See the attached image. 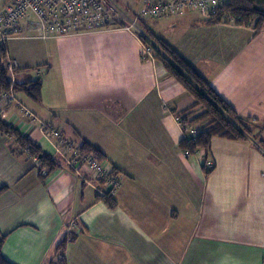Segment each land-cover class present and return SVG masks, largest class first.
<instances>
[{
    "label": "crops",
    "instance_id": "obj_1",
    "mask_svg": "<svg viewBox=\"0 0 264 264\" xmlns=\"http://www.w3.org/2000/svg\"><path fill=\"white\" fill-rule=\"evenodd\" d=\"M135 1L120 26L6 42L7 61L17 63L11 80H40L42 99L16 89L0 118L62 166L43 178L38 160L0 134L1 253L11 264H50L74 232L68 264H264V148L215 137L208 154L187 155L178 115L204 109L140 38L151 29L240 116L264 122V30L209 23L197 11L129 29ZM254 3L264 10V0ZM41 122L112 163L122 177L115 208L95 199L105 183L73 171Z\"/></svg>",
    "mask_w": 264,
    "mask_h": 264
},
{
    "label": "trees",
    "instance_id": "obj_2",
    "mask_svg": "<svg viewBox=\"0 0 264 264\" xmlns=\"http://www.w3.org/2000/svg\"><path fill=\"white\" fill-rule=\"evenodd\" d=\"M254 1L255 0H229L218 9L216 14L207 18V21L209 23L231 21L238 25H252L256 29V32L260 33L264 30V10L256 6ZM143 21L141 20V23ZM123 23L124 22H119L113 26H120ZM140 38L145 45L148 44V40H151L150 44L153 46L154 58L160 61L167 72L174 77L187 92L196 98L195 107L201 105L204 109L201 114L190 119H188V115L191 116L190 114L178 115L181 117L183 130L185 132V137L180 141L179 146L187 155H193L199 150L208 154L215 137L240 141H245L248 138L254 139L253 129L258 127L256 124H264V122H258L240 116L219 96L210 82L201 75L191 62L181 56L173 46L158 37L151 29L145 27V31L140 34ZM7 52L6 43L0 42V92L8 90L13 83L6 68V64L9 61H7ZM20 88L25 90L35 101H41L42 83L40 80L29 81L21 85L14 82V90ZM186 112L187 110L184 113ZM0 134L15 140L19 144L21 150L26 151L29 156L38 160L39 173L43 178H46L54 170L62 166L57 158L44 152L39 145L21 135L17 129L7 125L1 118ZM80 145L82 151L93 153L99 159H104L101 151L88 142H81ZM16 152L17 151L13 149V153L16 154ZM209 170L211 169H207V172H209ZM95 199L104 201L112 209L117 205V201L113 195L98 194ZM5 238L6 235L0 232V264H11L1 253ZM76 238L77 234L74 232L66 235L59 242L56 254L52 258L50 264H68L65 257L66 246Z\"/></svg>",
    "mask_w": 264,
    "mask_h": 264
},
{
    "label": "built area",
    "instance_id": "obj_3",
    "mask_svg": "<svg viewBox=\"0 0 264 264\" xmlns=\"http://www.w3.org/2000/svg\"><path fill=\"white\" fill-rule=\"evenodd\" d=\"M140 8L128 20V28L141 20L182 16L197 11L210 18L229 0H138ZM127 21V17L113 0H9L0 10V42L31 34L39 38L63 36L82 31H92ZM146 55L154 57L151 44L145 46ZM17 63L8 61L6 68L14 78ZM40 73V71H39ZM14 81L8 90L0 92V114L3 105L14 101ZM45 134L55 140L60 158L82 178L88 174L105 183L101 194L114 195L122 184L121 175L106 159L84 152L79 142L65 137L55 125L41 122ZM206 169L214 164L206 160ZM86 178V177H85Z\"/></svg>",
    "mask_w": 264,
    "mask_h": 264
},
{
    "label": "rangeland",
    "instance_id": "obj_4",
    "mask_svg": "<svg viewBox=\"0 0 264 264\" xmlns=\"http://www.w3.org/2000/svg\"><path fill=\"white\" fill-rule=\"evenodd\" d=\"M8 1L9 0H0V10L4 7V6H6L7 5V3H8ZM123 1H124V3H123ZM123 1H120V0H113V2L119 7V9L123 12V11H126L125 9H126V5L127 4H129V5H131V4H135V3H137L135 0H123ZM129 8V7H128ZM137 25L138 26H140V24L139 23H137ZM142 27V26H141ZM144 31V30H143ZM142 34V33H141ZM150 42H151V40H148V44L147 45H149L150 44ZM147 45H145V46H147ZM256 126H258V127H256V128H254L253 129V131H254V139L263 147L264 146V138H263V136H264V134H263V132H264V124H262V123H260V124H256ZM71 233V232H70Z\"/></svg>",
    "mask_w": 264,
    "mask_h": 264
}]
</instances>
